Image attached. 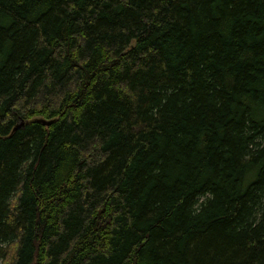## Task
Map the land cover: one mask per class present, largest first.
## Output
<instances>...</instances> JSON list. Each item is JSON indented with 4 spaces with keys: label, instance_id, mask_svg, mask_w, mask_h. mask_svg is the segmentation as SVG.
<instances>
[{
    "label": "trees",
    "instance_id": "16d2710c",
    "mask_svg": "<svg viewBox=\"0 0 264 264\" xmlns=\"http://www.w3.org/2000/svg\"><path fill=\"white\" fill-rule=\"evenodd\" d=\"M0 264H264V0H0Z\"/></svg>",
    "mask_w": 264,
    "mask_h": 264
},
{
    "label": "water",
    "instance_id": "95a60500",
    "mask_svg": "<svg viewBox=\"0 0 264 264\" xmlns=\"http://www.w3.org/2000/svg\"><path fill=\"white\" fill-rule=\"evenodd\" d=\"M43 124H45V125H50L51 122L43 121ZM24 125H25V122H24L22 119H20V121H19V122L17 123V125L14 127L13 131H15V130H17V129H19V128L24 127Z\"/></svg>",
    "mask_w": 264,
    "mask_h": 264
}]
</instances>
